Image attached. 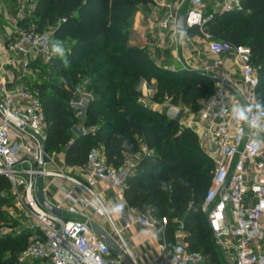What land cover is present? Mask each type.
I'll list each match as a JSON object with an SVG mask.
<instances>
[{
  "label": "built area",
  "instance_id": "2783aa9c",
  "mask_svg": "<svg viewBox=\"0 0 264 264\" xmlns=\"http://www.w3.org/2000/svg\"><path fill=\"white\" fill-rule=\"evenodd\" d=\"M6 1L12 0H0V3ZM149 1L159 12L165 10V16L154 20V25L167 31L173 42L188 46L187 55L176 50L175 61L166 63L167 68L180 70L179 65L181 70L210 74L215 87L193 116L190 108L172 105L169 97L164 103H152L146 98L142 101L144 104L151 102L160 109L183 108L180 124L198 133L202 147L213 160L215 168L203 210L226 264H264V220H261L264 217V146L250 145L249 136L239 133L241 127L247 132L246 126L235 121L231 114L233 103H256L258 71L252 63L249 46L218 40L207 30L213 15L205 8L209 2L214 12L240 11L241 0ZM35 2L33 0L29 6L20 3L14 12L0 9V16L6 21L0 24V28L3 27V31L0 29V177L7 178L11 184L15 208L10 214L18 222L19 230L32 231L19 261L21 264H128L114 254L93 227L90 210H101L104 219L112 224L111 232L105 231L121 254L132 264H141L125 232L134 225L156 229L157 220L149 213L138 211L124 197L126 180L136 163L133 158L114 167L103 149L94 148L83 166L58 164V155L47 152L44 165H40V139L46 142L45 111L29 82L41 73L35 63L49 64L56 57L51 52V43L56 39L51 31L40 32L28 21ZM183 13L187 27L197 28L199 32L193 36L187 32L181 43L177 23ZM161 47L168 49L165 45ZM80 93L79 88L73 107L84 102ZM154 94L155 90L145 93V97ZM9 115L22 125L13 122ZM142 154L149 157L152 152L144 147ZM58 179L67 183L64 197L67 206L55 205L62 209L61 216L46 210L37 197L40 185L45 199L51 203L52 186ZM99 181L116 190V203L123 205L119 214L121 224L105 211L103 195L94 189ZM176 221V248L179 246L181 250H175L171 257L155 255L145 264H202L207 261L202 253L189 250L184 224ZM162 223H167L166 217L162 218ZM8 230L15 229L1 231Z\"/></svg>",
  "mask_w": 264,
  "mask_h": 264
},
{
  "label": "trees",
  "instance_id": "16d2710c",
  "mask_svg": "<svg viewBox=\"0 0 264 264\" xmlns=\"http://www.w3.org/2000/svg\"><path fill=\"white\" fill-rule=\"evenodd\" d=\"M149 0H36L28 21L38 31H51L63 41L67 65L56 56L35 63L41 73L29 87L42 101L46 121V152L70 167L87 164L92 149L101 148L109 164L128 158L135 166L126 180L124 197L138 211L157 220L156 231L168 257L177 245V219L188 233V248L206 256L208 264H226L203 206L215 164L191 127L170 120L164 103L198 111L215 87L213 76L192 70H169L144 47L130 43V22ZM240 11L207 13V30L218 40L247 45L258 71L257 100H264V0H241ZM67 17V19H65ZM199 30L190 28L189 35ZM156 81L152 103L144 104L141 81ZM85 83L92 94L80 120L72 106ZM83 128L82 133L76 128ZM147 147L151 156L142 154ZM15 208L11 184L0 177V264H21L31 230H19L10 214ZM167 223H162V218ZM4 228L14 232L1 233Z\"/></svg>",
  "mask_w": 264,
  "mask_h": 264
},
{
  "label": "crops",
  "instance_id": "0c3cea01",
  "mask_svg": "<svg viewBox=\"0 0 264 264\" xmlns=\"http://www.w3.org/2000/svg\"><path fill=\"white\" fill-rule=\"evenodd\" d=\"M12 1H6L5 3H0V9L7 10L10 12L15 11V7H12ZM150 8H147L149 7ZM206 10L211 9L213 7L209 2L205 5ZM148 11H147V10ZM147 11L144 12L143 11ZM157 8L152 5L151 3L140 5L139 11L136 13L134 28L141 34H144V37L147 38L148 44L153 46L154 48L157 47L159 51L162 53V61L163 63H174V55L179 53L187 55V45H182L180 43L173 42L170 38V35L167 31H162L157 26L154 25V20L162 19L165 16V10L159 12ZM142 15H145V19L142 20ZM2 24V23H1ZM161 45H165L168 47L167 50L161 48ZM159 47V48H158ZM180 69L181 66L178 65ZM97 192H101L103 198L106 202L107 208H111L115 202H117V195L116 190L111 187L108 183L99 181L98 184L94 187ZM67 192V183L62 180H56L55 184L52 186V193H51V203L53 205L62 204L63 208H65L68 202L65 201V194ZM65 213V211H64ZM103 215L101 210H90V217L92 220L93 227L101 228L105 231L104 227L102 226L103 220L101 216ZM118 215V224H121L120 215ZM104 218V216H103ZM128 242L132 244L135 254L137 256L138 261L141 264H145L147 261L150 260L155 255H163L167 256L164 248H162V243L160 242L156 229L142 227V226H131L125 232Z\"/></svg>",
  "mask_w": 264,
  "mask_h": 264
},
{
  "label": "clouds",
  "instance_id": "9594fccd",
  "mask_svg": "<svg viewBox=\"0 0 264 264\" xmlns=\"http://www.w3.org/2000/svg\"><path fill=\"white\" fill-rule=\"evenodd\" d=\"M186 33H179V41L182 43ZM51 52L64 60L67 65L66 50L63 41L56 40L51 43ZM232 118L246 126L239 129L241 136H249L250 145L260 148L264 146V100H257L255 104H246L236 102L231 105ZM251 134V135H250ZM123 210L122 204H113L111 208L105 209V211L112 214H120ZM179 252L181 249L179 246L175 249Z\"/></svg>",
  "mask_w": 264,
  "mask_h": 264
},
{
  "label": "rangeland",
  "instance_id": "374dc122",
  "mask_svg": "<svg viewBox=\"0 0 264 264\" xmlns=\"http://www.w3.org/2000/svg\"><path fill=\"white\" fill-rule=\"evenodd\" d=\"M187 1H189V0H187ZM20 3H24L26 6H29V5H32L33 4V0H30V1L29 0H13L12 7H15L16 8V6H18V4H20ZM189 4H190V2H187V5H189ZM147 8H150V6L147 7ZM139 9H140V6L138 7V10L137 11H139ZM146 10L143 11L144 14H145V12L148 11V10L147 11ZM135 17H136V14L132 18V21L130 22V25H129L130 28H131V30H132V33L129 36L130 43L133 44V45H137L139 47H143V48L145 47L151 53V55L154 58V60H156L158 63H163V61H162V58H163L162 57V53L159 51V49H157V47L154 48L153 46H150L148 44L149 42H148L147 38L144 37V34L141 36V34H139V32L134 28ZM29 22H33L34 24H36L35 21L29 20ZM1 23L4 25V24H6V21L0 16V24ZM0 29L3 31V27H1ZM80 89H81L80 96H81V98H83V101L84 102H80V104H77L75 106V108L78 111V115H79L80 120H83V118L85 116V110H86L87 104L92 99V94L89 91L86 90L85 83L82 84V86L80 87ZM139 89H140L141 94H142L141 100L143 98H146L147 99L146 101H152L153 98H154V96L151 97L150 95L149 96L147 95L145 97V93L146 94L147 93L149 94V92H152L153 90H155V93H156V91H157L156 81L155 80H151V81H141L140 82V85H139ZM164 109H165V107H162V110H164ZM191 114H192V116L195 115L196 114V111H193L192 110L191 111ZM186 117H189V114L186 115ZM57 163L60 164L58 162V158H57ZM115 204H117V203L115 202ZM111 215H112L113 219L116 222H119L118 221V215L117 214H112L111 213ZM101 218H102V220L104 219L103 218V215L101 216ZM261 220L263 221L264 220V217H262ZM102 226L104 227V229L106 231L111 232V230H112V224H111L110 221L104 219L103 220V223H102ZM13 231L12 230H8V232H13ZM1 233H4V231H1ZM125 237H126V240L128 242V239H127L126 234H125ZM128 243H129L130 246H132V244H130V242H128ZM202 264H208V261H205Z\"/></svg>",
  "mask_w": 264,
  "mask_h": 264
},
{
  "label": "water",
  "instance_id": "95a60500",
  "mask_svg": "<svg viewBox=\"0 0 264 264\" xmlns=\"http://www.w3.org/2000/svg\"><path fill=\"white\" fill-rule=\"evenodd\" d=\"M67 19V17L65 18ZM190 29V27H187L186 25V14L183 13L180 15L179 19H178V23H177V31L178 32H184L187 33L188 30ZM219 81H222V78L218 77ZM184 113V109L183 108H179L177 106H170L168 107V109L166 110V115L167 117L175 122H179L182 115ZM9 118L18 124H21L17 119L13 118L12 116L9 115ZM22 125V124H21ZM76 132L78 133H82L83 132V128L78 127L76 128ZM40 145H41V163L40 165L43 166L44 162H45V157H46V145L45 142L40 139ZM37 197L38 200L40 202V204L48 211L61 216L62 215V209L57 208L55 205H53L52 203L48 202L43 194V191L40 187V185L37 186ZM96 232L99 234V236L109 245V247L111 248V250L114 252V254L120 256L122 259H124L128 264H132L130 262V260L127 258L126 255L121 254V251L118 247V245L115 243V241L113 240V238L111 236H109L106 231H104L101 228H96Z\"/></svg>",
  "mask_w": 264,
  "mask_h": 264
}]
</instances>
